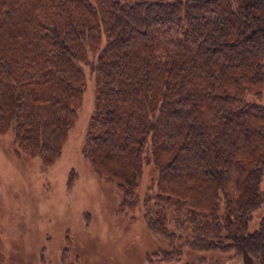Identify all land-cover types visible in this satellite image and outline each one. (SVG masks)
<instances>
[{"label": "trees", "instance_id": "trees-1", "mask_svg": "<svg viewBox=\"0 0 264 264\" xmlns=\"http://www.w3.org/2000/svg\"><path fill=\"white\" fill-rule=\"evenodd\" d=\"M84 66L83 155L157 238L146 264H264V0H0V134L17 153L60 158Z\"/></svg>", "mask_w": 264, "mask_h": 264}, {"label": "rangeland", "instance_id": "rangeland-1", "mask_svg": "<svg viewBox=\"0 0 264 264\" xmlns=\"http://www.w3.org/2000/svg\"><path fill=\"white\" fill-rule=\"evenodd\" d=\"M84 68L77 118L55 162L17 153L13 132L0 134V264H31L32 253L35 264H146L158 243L138 210L122 206L118 184L83 155L96 97L94 76ZM147 181L146 172L141 189ZM261 187L264 191V175ZM262 216L264 202L251 228ZM221 264L244 261L238 255Z\"/></svg>", "mask_w": 264, "mask_h": 264}]
</instances>
